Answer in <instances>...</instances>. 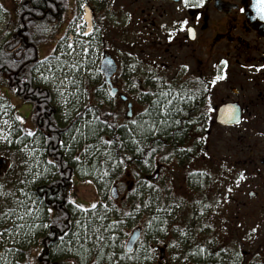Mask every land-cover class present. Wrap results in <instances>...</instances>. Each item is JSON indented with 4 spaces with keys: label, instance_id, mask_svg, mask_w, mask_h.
<instances>
[{
    "label": "trees",
    "instance_id": "obj_1",
    "mask_svg": "<svg viewBox=\"0 0 264 264\" xmlns=\"http://www.w3.org/2000/svg\"><path fill=\"white\" fill-rule=\"evenodd\" d=\"M7 2V0H5ZM11 3L12 14L14 16L13 26L6 29L5 35L0 40V94L7 97L12 95L22 101L29 103L32 106V126L36 132L35 142L36 147L41 148L42 162L40 164L39 172H43L35 182L29 185L32 199L37 200L41 204L43 211L39 218L36 219L37 227L31 230L27 228L21 231L18 237L11 239L0 240V264H28L25 262V256L28 247L32 242L36 249L34 261L35 264H151L152 246L159 243L165 237L167 230L175 221V212L165 213L164 207L166 201L161 197L160 190H157L153 185L154 166L157 160L161 163H168L171 160L182 161L183 145L187 140L191 123L187 120L188 102L181 100L179 94H168L167 97H162L159 94L154 96L144 95L139 97L142 101H146V107L138 114V122L148 121L149 124L155 122L157 127L152 133H145V137L139 145L132 143L130 139L129 129L136 126L131 124V121H123V125L117 123L119 113L114 112L115 109L104 107L102 105L103 94L97 91L86 94L92 104H88V108L92 109L88 117L84 119H91L93 114L100 117V121H94L92 127L97 129V136L92 138L80 137L75 143L70 142L71 134H66V129L70 128L72 121L75 118V113L72 117L62 123L60 118L59 107L55 100L54 92L51 87L46 86L40 82H36V71L39 66L41 56L37 48L46 45L50 36L45 30H35V17L23 16V10L26 6L30 8L25 0H8ZM71 56H73L70 53ZM54 58V56H52ZM76 64L77 62H71ZM81 64L80 62H78ZM81 66V65H80ZM173 90H182L179 83H172L170 86ZM8 92H6L5 91ZM4 92L5 95L2 93ZM5 96V97H6ZM6 100V99H4ZM171 100L172 104H168ZM7 101V100H6ZM159 101V103H156ZM167 105V107H165ZM8 108V105H4ZM175 107L178 111H169ZM187 107V108H186ZM145 109H149L151 115L140 114L144 113ZM79 111L87 112L85 107ZM122 119H126L125 116ZM161 120L167 122L161 124ZM104 122V123H102ZM15 129L20 131L22 128L17 125L15 120ZM79 120H76V124ZM111 125L112 127H108ZM127 125V127H124ZM87 133V129H84ZM104 137L105 140H119L125 141L121 146L118 142L113 145H105L99 141V137ZM53 137V139H48ZM23 142H16V137L11 143V150L19 153L24 144H30L33 137L21 136ZM137 139H140L137 136ZM64 141L62 147L57 141ZM46 141V142H45ZM92 144V155H87L84 152L86 145ZM143 149L141 153L136 152V147ZM105 149L111 151L113 159L108 158ZM155 149V151H151ZM98 150V151H97ZM23 152V151H22ZM73 156H79L80 160H74ZM131 157V159H128ZM55 159L54 165H48L47 160ZM123 159V163L120 160ZM28 166V162L26 163ZM45 168L49 171H45ZM129 169L134 176L133 188L128 197L124 201V207L129 216H124L123 213L114 209L116 206H109L104 198L108 194L110 186H112L117 175ZM107 172V175L104 173ZM192 174H189V181ZM73 176L77 179L91 180L96 186L99 199L95 203L96 209L85 208L84 210L76 208L75 204L70 203L71 194H73ZM152 182V183H151ZM193 182V183H192ZM190 182L195 187H200L206 182L205 177H198ZM4 188L0 191L10 192V181L4 180ZM194 189V188H193ZM110 202V201H109ZM11 207L12 203L9 197L0 196V204ZM113 204L112 202H110ZM148 207H144V204ZM137 204L141 205L139 212H133ZM30 207L32 205H29ZM52 208V212L47 211ZM159 209V211H158ZM104 214L106 220H97L96 215ZM174 215V216H173ZM155 216L157 219L152 220ZM59 217V219H57ZM91 217L96 227L100 229V233L109 237L113 232L115 239L108 240L107 244L96 242L97 233L92 232L88 228H77L76 221L81 224H86L88 218ZM152 220L149 227L148 221ZM111 221H123L117 223L109 231H104ZM142 222L140 226L142 229L141 239L136 243L132 251L127 252L125 249V239L127 237V230L133 229L137 224ZM179 222V220H178ZM11 223V221H9ZM42 224H48L49 227H42ZM67 232L69 235L64 241L60 240V236ZM79 234V241H77L72 233ZM87 232L92 236V240L85 239L84 233ZM190 240L182 242L187 251L190 261L214 263L218 257L212 253L211 249L205 247L191 248L188 246ZM39 248V249H38ZM103 249L101 252L100 249ZM11 249V251H9ZM202 250V251H201ZM223 252V251H222ZM219 252V260L224 259V252ZM110 253H115L116 257L123 254L136 257L134 260H121L117 258H109Z\"/></svg>",
    "mask_w": 264,
    "mask_h": 264
},
{
    "label": "flooded vegetation",
    "instance_id": "obj_2",
    "mask_svg": "<svg viewBox=\"0 0 264 264\" xmlns=\"http://www.w3.org/2000/svg\"><path fill=\"white\" fill-rule=\"evenodd\" d=\"M25 1L30 8L25 6L22 9L23 16H38L35 18V30L42 29L50 34V40L44 46L53 47L51 53L54 58L67 56L70 49L73 56L66 58L83 66L99 50L97 70L101 79L97 91H101L102 99H105L102 105L112 107L114 112L119 113V125H123V121L136 119L146 107L147 102L139 97L154 96L163 91L170 95L179 94L181 100L188 102L187 120L191 128L217 126L231 129L245 124L246 128L251 129L261 124L264 126V67H261L264 65V0H260L261 13L255 11L254 0H187V4L185 0ZM87 15L89 22H86ZM116 36L120 37V43L124 37L130 36L129 45L122 43L119 46L124 53L123 58L119 54V59L128 66L126 69L120 66L119 59L106 51L107 45ZM83 49L88 51L85 53ZM106 55L117 66L116 73L110 79L111 86L99 71L100 61ZM221 61L226 63L221 64ZM172 67L173 72H170ZM217 75L224 78L215 84L210 83ZM174 82L179 83L182 90L171 89ZM222 83L223 97L220 98L218 88ZM129 86L130 89H125ZM132 95L138 99H132ZM121 97H126V100L122 101ZM214 97L219 100L217 103ZM129 103L132 112L130 118L126 116ZM139 105L142 109L136 112ZM224 105H230L240 112L238 124L224 126L217 123V112ZM124 116L126 119H122ZM28 122L33 130L31 120ZM242 151L249 160L256 155L247 148H242ZM230 158L233 159V156ZM233 160L235 164L231 165L235 172H246V160L236 156ZM238 162L243 163L240 169L244 168L245 171L237 169ZM195 173L202 178L200 172ZM75 179L76 176H73V184ZM200 187H197V192L203 185ZM249 192H254L253 197L256 196L255 191L249 190L247 197ZM198 203L204 204L205 210L209 208L206 202ZM233 204L236 206L234 218L241 220L237 229L243 230L246 239L251 229L264 221V201ZM247 205L255 206L251 213L258 222L255 226L246 224L247 212L242 206ZM263 237L260 234L259 238ZM158 247L152 246V251ZM183 251L187 254L185 248ZM211 251L218 257L214 263L191 261V264H242L244 260H247V264H259L261 259L257 255L245 259L240 255L224 254V259L219 260V251ZM221 251L224 252L223 249ZM159 256L162 258L164 252Z\"/></svg>",
    "mask_w": 264,
    "mask_h": 264
},
{
    "label": "rangeland",
    "instance_id": "obj_3",
    "mask_svg": "<svg viewBox=\"0 0 264 264\" xmlns=\"http://www.w3.org/2000/svg\"><path fill=\"white\" fill-rule=\"evenodd\" d=\"M12 10L11 3L8 0L7 2L0 0V40L5 35L7 27L11 28L13 26L14 16ZM117 37L111 41L109 40L110 44L107 45L106 51L111 52L119 59V54L122 55V58L124 56L123 50L119 46L123 45L122 43L129 45L130 36L124 37L122 43L119 42L120 37ZM37 50L41 56V61L45 56L49 57L47 62L39 65L41 71H45L48 74L46 69L49 64L55 65L57 63L55 58L52 57L54 49L51 46L42 45ZM69 50H67V56L62 55L60 60L71 65L72 63L66 58L70 56ZM98 52L99 50L96 51L94 57H91L86 62L87 64L79 66L74 70H68L69 74L79 82L80 87L77 89L74 85L68 84L66 92H75L76 96L79 97L78 102L76 96H68L71 103L65 104L61 102L60 95L56 91V85L59 84V79L63 78L64 73L59 74V79L54 84L38 79V73L36 72V82L51 87L54 92L56 103L60 108L62 123H65L67 119L72 117L76 110H80L85 105L93 103L89 97H86V94L92 93L96 88L100 87L101 78L97 70L99 61L97 59ZM92 55H94V49H92ZM117 61L120 62L122 68L126 69L128 67L123 64L122 60L119 59ZM171 69L173 67L169 69L170 72H173ZM125 89H130V86L129 88L125 87ZM218 89L219 97L221 98L223 97L224 84H220ZM2 93L5 94L4 92ZM136 98L135 95H132V99ZM7 99L8 101L4 100L3 95L0 94V105L9 106L8 108H0V130H2V133H0V160H5L7 163L5 167L0 164V184L3 185L4 180L10 181V185H8L10 192H16L17 188L23 187V185L18 183V180H31V174L25 171L27 164L22 163V161L28 162V165L31 164L32 172L35 173L39 171V166L42 162V152L39 151V153H33L32 156H29L22 151L16 153L11 150V143L20 131L16 129L12 131L3 121L9 120L10 124L15 128V116L18 115L22 117L23 123L16 120L17 125H20L23 129H31L28 120L32 119V116H30L32 108L30 104L24 103L12 95L7 97ZM214 101L217 103L219 100L214 97ZM73 105H75V109ZM141 109L142 106L139 105L136 108V112L141 111ZM66 110L71 113L67 119H65ZM5 111H7V115H4ZM123 111L125 112V108H123ZM89 115L90 113L87 112L85 118ZM248 116L250 117L249 114ZM246 126L244 124L243 126L231 129L217 126L205 129L192 128L183 145V151H180L183 154L180 163L175 159L168 163H161L157 160L154 170L150 174L156 175L153 185L157 190H160L161 197L167 200L165 202L166 206L163 208L165 213L175 212L177 225H175L176 221L170 225L172 227L167 230L168 232L165 237L156 244L159 246L158 249L150 253L151 264H191L190 257L183 251V245H181L185 239L190 240L188 246L191 248L205 247L219 252H222L221 250L223 249L224 253L229 254V256L240 255L245 259L257 255L261 258L259 264H264V237L259 238L260 234L264 235V221L258 223L253 214H251L254 212L253 208L255 206L250 205L251 208L248 205L242 206L247 212L246 224L250 226H255L256 223L259 224L257 231H251L250 235L246 236V239L243 237V230L237 229L238 222L241 223V220L234 218L236 206L233 202L264 201V126L261 124V126L251 127V129L246 128ZM4 134H7L8 139L4 138ZM29 141V149H41L35 146L36 144L33 139ZM243 143L245 147H243ZM242 148L254 151L257 158L252 156L251 160H249L244 157ZM230 156H233V159L236 156L246 160V172L243 173V179L239 178L241 172L237 170L235 172L232 166L235 164V161ZM36 161H40V163H36ZM243 166L242 162L236 164L237 169ZM240 170L242 171L244 168ZM196 171L200 172L203 179L205 177L206 180L204 187L199 192L196 190L201 187L197 188V186L194 187L192 185L193 180L196 182V178L201 177L197 175L199 173H195ZM189 174H192L190 178L191 184L188 182ZM134 181V176L129 169L121 171L115 178L112 186H110V188L113 186L117 187V201L111 199L110 188L104 201L109 206L115 205L114 209H119L120 212L122 211L121 213L127 212L126 210L128 209H125L123 205L128 197H132V193L129 194L131 192L129 189L133 187ZM73 187L70 201L82 204L85 208H88L91 203H96L100 198L96 186L91 180L75 179ZM249 190L255 191L256 196L248 198L247 192ZM16 195L18 196L19 192H16ZM8 197L12 203L13 197ZM198 202H206L209 208L205 210V205ZM142 224L140 222L136 226H141ZM130 234L131 230H128L127 236ZM34 245L32 242L30 243L26 256L30 253L35 256ZM161 252H164L162 258L159 256ZM244 261L242 264L248 263L247 260Z\"/></svg>",
    "mask_w": 264,
    "mask_h": 264
},
{
    "label": "snow or ice",
    "instance_id": "obj_4",
    "mask_svg": "<svg viewBox=\"0 0 264 264\" xmlns=\"http://www.w3.org/2000/svg\"><path fill=\"white\" fill-rule=\"evenodd\" d=\"M185 3L187 4V0H185ZM69 47H71V45H69ZM83 51L86 53L88 51V49H83ZM49 60L48 56H45L43 58L42 61L39 62L40 65H43L45 62H47ZM55 60L57 61V63L55 65L49 64V66L46 69V72L48 74L45 73V71H41V67L37 66L34 70L38 73V79H41L44 82H49V83H54L57 81V79H59V74L60 73H64L63 78L59 79V84L56 85V91H58L60 98H61V102L62 103H71V101L68 99V96H76L75 92H66V87L68 84L74 85L77 89L80 87L79 82L72 76L69 74L68 70L69 69H75L77 67L80 66L79 63L76 64H67L66 62H62L60 60L59 56L55 57ZM221 64H225V61H221ZM186 67V66H185ZM261 67H264V65H262ZM224 77L221 75H217L210 83L215 84L217 80L223 79ZM160 96L162 97H167L168 93L161 91L159 93ZM76 100L77 102L79 101V97L76 96ZM156 103H159V101H156ZM168 104H172V101L169 100ZM85 109H87V112H92V109L88 108L87 105L84 106ZM165 107H167V105H165ZM0 108H4V105H0ZM73 108L75 109V105H73ZM169 111H178V109H176L175 107H173L172 109H169ZM87 112H81L79 110L75 111V118L72 121V125L70 128L66 129V134H71L70 137V142L71 143H75L79 140L80 137H85L86 138H92V137H96L97 136V129L92 127L93 122L94 121H100V117L96 116L93 114V117L91 119H84L85 115H87ZM70 111L66 110L65 112V119L68 118V116L70 115ZM144 114H148L151 115V113L149 112V109H145L144 113L140 114L141 117ZM4 115H7V111L4 112ZM15 119L17 121H20L21 123H23L22 117L20 116H15ZM80 120V124L77 125L76 124V120ZM166 120H161L160 123L164 124L166 123ZM3 123L5 125H8V127L10 129H12V131H15V128H13V126L10 124L9 120H4ZM104 123V122H102ZM131 124L136 126L135 128H131L129 129V133H130V139L132 140V143L135 145H139L142 140L145 137V133H152L154 132V129L157 127V125L155 124V122L149 124L148 121H141L138 122L137 120L133 119L131 121ZM108 127H112L111 125H108ZM124 127H127V125H125ZM84 129H87V133H85ZM0 133H2V130H0ZM36 133L33 130H27V129H20V133L17 134L16 136V142L17 143H22V139L21 136H25V137H33L34 141L36 143H39L38 139H35L36 137ZM137 136L140 137V139H137ZM4 138L8 139L7 134H4ZM48 139H53V137H48ZM99 141L105 145H113L114 143L118 142L119 145H123L125 143V141L123 140H119V138H117L116 141L114 140H105L104 137L100 136ZM9 142H11V140H9ZM46 142V141H45ZM58 144H60L62 147L64 146V141L60 140L57 141ZM94 148V146L92 144H88L86 145V147L84 148V152L87 155H92V149ZM21 151L25 152L27 155L32 156L33 153H39V151H41V149H29L28 144H24L23 148L20 149ZM136 152L137 153H141L143 151V149L139 146L136 147ZM98 151V150H97ZM151 151H155V149H152ZM105 152L108 155V158L110 160L113 159L111 151H109L108 149H105ZM74 160L79 161L80 157L79 156H73ZM128 159H131V157H128ZM22 163H27L26 161H22ZM36 163H40V161H36ZM56 163L55 159H49L47 160V164L48 165H54ZM120 163H123V159L120 160ZM25 171L29 174H31V180L29 179H20L18 180V183L20 185H23V187H19L16 189V192H19V195H16V192H8V191H0V196L3 197H8V196H12L13 200H12V206H6V205H0V240H7V239H11L13 237H18L21 234V231L23 229H25L26 226H28V229L31 230L32 228L37 227L36 224V219L39 218L40 213L44 210L41 204L37 203V200L32 199V194L29 188V185L32 184L33 182H35L37 180V178L39 176L43 175V172H32V165L29 164L27 166V168L25 169ZM45 171H49V169L45 168ZM104 175H107V172L104 173ZM240 179H243V173L240 174ZM4 185L0 184V189H3ZM229 191H231V189H229ZM70 203L75 204L76 208L84 210V205L76 203L75 201H70ZM29 205H32L31 207ZM89 208L95 210L96 209V204L95 203H91L89 206ZM144 207H148V205L145 203ZM141 208L140 204H137L135 206V208L133 209V212H139ZM47 211L49 213L52 212V208H48ZM117 211H119V209H117ZM159 211V209H158ZM132 213H128V212H124L123 215L124 216H129ZM59 219V217L57 218ZM96 219L97 220H106L107 217L104 214H98L96 215ZM157 219V217L153 216L152 220ZM152 220H149L148 226L150 227L152 224ZM9 221H11V223H9ZM77 225V228H88L90 229L92 232L97 233L98 235H96L95 239L96 242L98 244L103 243V244H107L108 240H113L115 239V233L113 232L109 237L105 238L104 235L99 234L100 233V229L98 227L95 226V224L92 221V218L89 217L88 218V222L86 224H81L80 221H76L75 222ZM117 223H123V221H111L107 228L104 229V231H109L110 229L113 228L114 225H116ZM42 227H49L48 224H42ZM252 232H256L257 228H253L251 229ZM69 235V233L64 232L59 238L61 241H64L65 238ZM73 236V238H75L77 241H79L80 237L79 234L77 232H74L71 234ZM85 239L87 240H92V236H89L87 232L84 233ZM128 247L129 251H131L130 246H126ZM9 251H11V249H9ZM100 251L102 252L103 249L101 248ZM202 251V250H201ZM109 258H117V259H121V260H134L136 259V257L134 256H130V255H126L123 254L120 257H116L115 253H110L109 254Z\"/></svg>",
    "mask_w": 264,
    "mask_h": 264
},
{
    "label": "water",
    "instance_id": "obj_5",
    "mask_svg": "<svg viewBox=\"0 0 264 264\" xmlns=\"http://www.w3.org/2000/svg\"><path fill=\"white\" fill-rule=\"evenodd\" d=\"M253 2L255 4V7H254L255 11H257L258 13H261L260 12L261 1L260 0H254ZM116 70H117L116 63L109 55H106L100 61L99 71L103 75L106 83L109 86H111L110 85V79L116 73ZM121 100L125 101L126 97H121ZM131 115H132L131 104L129 103L127 105L126 116L128 118H130ZM216 121H217L218 124L224 125V126L236 125L240 121V112L236 108H234V107H232L230 105L221 106L219 108L218 112H217ZM2 164H5V162H2ZM111 193L113 195V198L117 197V193H116V189L115 188H113L111 190ZM254 195H255L254 192H249L248 193V197H253ZM139 238H140V230L136 229V230L132 231V233L130 234V236H129L128 240H127L126 246H130L131 251H132L134 245L136 244V242L138 241ZM125 249H126L127 252H130L128 247H125Z\"/></svg>",
    "mask_w": 264,
    "mask_h": 264
},
{
    "label": "bare ground",
    "instance_id": "obj_6",
    "mask_svg": "<svg viewBox=\"0 0 264 264\" xmlns=\"http://www.w3.org/2000/svg\"><path fill=\"white\" fill-rule=\"evenodd\" d=\"M89 18H90L89 15H87L86 16V20H87L86 22H89Z\"/></svg>",
    "mask_w": 264,
    "mask_h": 264
}]
</instances>
